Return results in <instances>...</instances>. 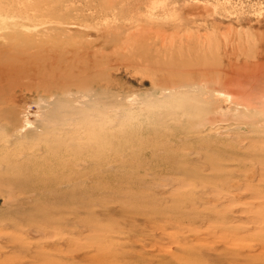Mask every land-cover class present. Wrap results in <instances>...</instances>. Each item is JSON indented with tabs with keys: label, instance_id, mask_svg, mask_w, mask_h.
<instances>
[{
	"label": "rangeland",
	"instance_id": "374dc122",
	"mask_svg": "<svg viewBox=\"0 0 264 264\" xmlns=\"http://www.w3.org/2000/svg\"><path fill=\"white\" fill-rule=\"evenodd\" d=\"M0 264H264V0H0Z\"/></svg>",
	"mask_w": 264,
	"mask_h": 264
},
{
	"label": "bare ground",
	"instance_id": "6f19581e",
	"mask_svg": "<svg viewBox=\"0 0 264 264\" xmlns=\"http://www.w3.org/2000/svg\"><path fill=\"white\" fill-rule=\"evenodd\" d=\"M217 94H222L223 96L226 95L225 98H226L227 96L230 98L232 95H234V94H232V93H230V92H227V90H226L225 92H222V91L220 92V91H218ZM234 97H235V95H234ZM234 97H233V98H234ZM223 98H224V97H223ZM231 98H232V97H231ZM231 98H230V99H231ZM234 100H235V99H234ZM239 104H241V103L239 102Z\"/></svg>",
	"mask_w": 264,
	"mask_h": 264
}]
</instances>
